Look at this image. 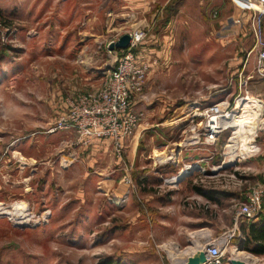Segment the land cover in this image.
Wrapping results in <instances>:
<instances>
[{
    "label": "rangeland",
    "instance_id": "obj_1",
    "mask_svg": "<svg viewBox=\"0 0 264 264\" xmlns=\"http://www.w3.org/2000/svg\"><path fill=\"white\" fill-rule=\"evenodd\" d=\"M214 2L0 0V209L10 213H0V264H202L205 243L222 246L223 264H264L242 236L250 221L239 214L264 180L257 125L264 77L254 54L250 65L245 60L252 24L237 35L232 10L221 16ZM133 30L146 34L138 46L154 36L157 59L134 99L142 114L137 134L124 141L121 157L110 145L88 163L75 134L50 130L69 100L100 86L120 54L109 44ZM243 65L252 77L239 94ZM224 100L231 104L226 129L212 144H192L190 129L201 120L192 118L194 107ZM234 132L241 134L230 158L225 145ZM247 142L258 151L240 154ZM97 163L100 182L90 191ZM24 209L31 221L11 218ZM254 222L264 223V203Z\"/></svg>",
    "mask_w": 264,
    "mask_h": 264
},
{
    "label": "built area",
    "instance_id": "obj_2",
    "mask_svg": "<svg viewBox=\"0 0 264 264\" xmlns=\"http://www.w3.org/2000/svg\"><path fill=\"white\" fill-rule=\"evenodd\" d=\"M251 6L242 8L252 12V30L256 46H258L255 71L264 77V42L261 40V18L264 17V0H249ZM131 37L130 45L119 51L115 58V65L107 70L101 78L100 86L91 92L79 94L68 101L66 113L61 116L50 133L57 131H71L76 135L77 144L88 146L94 140H108L118 154L122 156L124 141L134 135L142 114L135 110V96L139 94L145 84L151 65L154 61H147L135 52L145 32L133 30L128 32ZM245 83V82H244ZM241 85V84H240ZM246 98L248 95L246 94ZM264 103V102H263ZM237 105V102H236ZM235 105V106H236ZM231 104L229 100L220 101L210 106L194 107L192 118L201 117L199 126L190 129L192 144H212L226 129ZM256 152L258 147H252ZM126 182H131L127 177ZM119 203L124 204L127 197L118 196ZM264 203V180L255 185L247 195L246 202L239 208L241 217L254 221L261 214ZM234 234L230 235L232 238ZM202 264H223L222 246L206 244L203 249Z\"/></svg>",
    "mask_w": 264,
    "mask_h": 264
},
{
    "label": "crops",
    "instance_id": "obj_3",
    "mask_svg": "<svg viewBox=\"0 0 264 264\" xmlns=\"http://www.w3.org/2000/svg\"><path fill=\"white\" fill-rule=\"evenodd\" d=\"M214 1H215L214 4H210L211 5V8H212V10H219V12L221 13V16L224 15V14L226 16L227 11L228 10H232L231 11V15H232V18L231 19L234 20V22L237 24V25L234 26L235 27L234 29H235L237 35H241L242 34L244 36L245 35V32L249 31V28H250L249 25L251 24L250 22H252V12L240 8L238 5H236L237 4V1L236 0H232L233 2L230 1V0H214ZM213 5H214L215 8L212 7ZM179 13H182V12L179 10L176 15H178ZM219 23H220L221 28H224L227 25V22H223L222 21V22H219ZM168 27H169V24H168ZM164 29H167V28H164ZM251 34H252V32H251ZM162 38H163V40H165L168 37H167V35H165ZM153 40H154V36L153 35H150V37L148 38V40L146 39L144 41V46H138L135 49V52L139 53L142 56L143 59H145L147 61H154L155 62V61H157V59L156 58H153V56L155 54V51H154L153 46H152L153 43L151 42ZM261 40L264 42V17L261 18ZM255 43H256V40H255V36H254L251 44L248 45L249 47L246 49L247 57H246L245 60H247V63L249 62L248 65L251 64L250 63V59H249V57H250L251 54H254L255 55V58H256L258 46H256ZM156 53L158 55H163L164 52H163V50H160V51H157ZM154 64L155 63L152 64V67L154 66ZM248 65L247 66H244L243 65L242 68L239 67V70H238L239 73H238L237 81H238V84H239V90H238V93L239 94L242 92L241 91L242 85L245 84V83H247V81L252 77V74H249L250 72H247L245 70L248 67ZM151 68H150V71H149L150 73H151V70H152ZM94 71H96V69ZM246 72L248 74H246ZM97 73H98V70H97ZM150 73H148V75ZM207 106L208 105L203 106L201 108H204V107H207ZM196 107H200V106L197 105ZM135 110L138 111V109L136 107H135ZM137 131H138V128L135 131V134H137ZM141 131H142V129H141ZM60 132H62V131H60ZM69 132L70 133H73L71 131H67V132H64V133H69ZM64 142L65 143H68V140L66 139V140H64ZM70 142H72V139L69 140V143ZM110 145L111 144H110V142L108 140H94L91 144H89L88 146H85V149H83L84 151H87L88 150V154L86 155V158H84V159L89 163V160H92V157H93V158H96L95 161L97 162L111 148ZM225 155H226V153H225ZM94 166L96 167V169L94 167L93 172H91V173H93L94 178L96 179V177H95L96 175L94 174V172L95 173L96 172H98V173L101 172V170L103 169V166H101L100 163H97V165H94ZM91 179H90V181H92L94 183L88 182L89 185H88L87 188H89L90 191L93 188L96 189L95 186L93 187V184H96V183L98 184L100 182L99 179H96L97 180L96 182H95V179H93V178H91ZM105 181L106 180H104L103 182H105ZM196 221H199V222H210L209 220H206V219L204 221L201 220V219H198V217H196ZM210 228H211V231L209 232L210 234H206V237H211L212 227H210ZM202 235L203 234H201V236ZM176 240H177V243L180 246H184L183 244L187 241L186 238L184 239V238H181V237L180 238H176ZM154 242L156 244V241H154ZM159 242H161V240L160 241H157L158 244H159ZM201 243H198V244H201ZM194 246H196V245H193V246H190V247H194ZM205 246H206V243L202 245V250L204 249ZM144 252H146V250H144ZM144 263H146V262H144Z\"/></svg>",
    "mask_w": 264,
    "mask_h": 264
},
{
    "label": "bare ground",
    "instance_id": "obj_4",
    "mask_svg": "<svg viewBox=\"0 0 264 264\" xmlns=\"http://www.w3.org/2000/svg\"><path fill=\"white\" fill-rule=\"evenodd\" d=\"M243 8H247V7H250L251 6V2H249V0H236ZM260 106V104H259ZM246 117H247V120H249V127H252V122H251V119H252V116L251 114H246ZM259 123H257V125L259 126L260 125V129H264V122L261 123L260 121H258ZM224 126L227 125V122L225 121ZM252 130V128H251ZM241 133L240 132H234L231 137L228 139L226 145H225V148L227 150L226 154H228V156L233 157L235 151H236V147H234L233 144H235V140L238 138V135H240ZM250 142H247V145H246V149H242V151H240V154H245V150H246V153H252L253 152V148L252 146L249 145ZM17 154V153H15ZM25 210V211H24ZM23 210V214L27 211V209H24ZM2 211V212H1ZM5 211V210H4ZM21 211V210H20ZM0 213L1 214H10L8 212H3L2 209H0ZM19 216H13L11 217L14 221H22V222H27V221H31V217L29 214H24V215H21L22 213H18ZM21 215V216H20ZM243 254V253H242ZM241 252L237 253V256H240L242 255ZM238 258V257H237ZM236 258V259H237ZM244 260H248L249 258H247L246 256L243 257Z\"/></svg>",
    "mask_w": 264,
    "mask_h": 264
},
{
    "label": "trees",
    "instance_id": "obj_5",
    "mask_svg": "<svg viewBox=\"0 0 264 264\" xmlns=\"http://www.w3.org/2000/svg\"><path fill=\"white\" fill-rule=\"evenodd\" d=\"M242 236L244 237L246 242H250L251 244H253V247L251 249L249 248L253 254L257 256L264 255V223L263 222H259V224H257L254 221L253 222L250 221V223L247 225L246 228H242ZM98 264H116V263H114V261L107 258V259H102L101 261L98 262Z\"/></svg>",
    "mask_w": 264,
    "mask_h": 264
},
{
    "label": "water",
    "instance_id": "obj_6",
    "mask_svg": "<svg viewBox=\"0 0 264 264\" xmlns=\"http://www.w3.org/2000/svg\"><path fill=\"white\" fill-rule=\"evenodd\" d=\"M131 41V37L129 34L121 35L117 40L112 41L109 44L110 50H125L129 47ZM204 260V256H203ZM231 264H242L241 262H235L234 260L231 261Z\"/></svg>",
    "mask_w": 264,
    "mask_h": 264
}]
</instances>
